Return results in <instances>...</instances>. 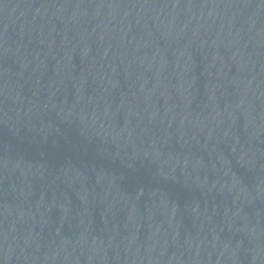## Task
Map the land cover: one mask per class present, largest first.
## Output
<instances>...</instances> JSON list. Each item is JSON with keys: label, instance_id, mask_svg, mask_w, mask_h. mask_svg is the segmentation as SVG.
<instances>
[{"label": "water", "instance_id": "95a60500", "mask_svg": "<svg viewBox=\"0 0 264 264\" xmlns=\"http://www.w3.org/2000/svg\"><path fill=\"white\" fill-rule=\"evenodd\" d=\"M0 264H264V0H0Z\"/></svg>", "mask_w": 264, "mask_h": 264}]
</instances>
